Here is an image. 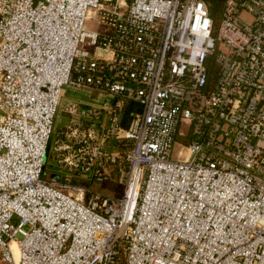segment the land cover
Segmentation results:
<instances>
[{
  "label": "built area",
  "instance_id": "2783aa9c",
  "mask_svg": "<svg viewBox=\"0 0 264 264\" xmlns=\"http://www.w3.org/2000/svg\"><path fill=\"white\" fill-rule=\"evenodd\" d=\"M223 5L0 0V264H264V0Z\"/></svg>",
  "mask_w": 264,
  "mask_h": 264
},
{
  "label": "crops",
  "instance_id": "0c3cea01",
  "mask_svg": "<svg viewBox=\"0 0 264 264\" xmlns=\"http://www.w3.org/2000/svg\"><path fill=\"white\" fill-rule=\"evenodd\" d=\"M247 17L246 15H244ZM1 42V38H0ZM101 96H98L97 93L90 92L89 90L83 89V88H76L71 86H64L62 90V99H61V105L56 117L55 121V131H58L60 128L64 127L70 119L69 114L64 110V106L69 102L70 100H80L84 102H98L101 99ZM138 104L132 103L129 105L128 109L125 112L124 118H130V115L133 113H136L138 111ZM112 148V146H110ZM55 159L52 157L48 160V166L52 167V172L56 173L54 175H58L59 179L61 176L60 171L54 166Z\"/></svg>",
  "mask_w": 264,
  "mask_h": 264
},
{
  "label": "trees",
  "instance_id": "16d2710c",
  "mask_svg": "<svg viewBox=\"0 0 264 264\" xmlns=\"http://www.w3.org/2000/svg\"><path fill=\"white\" fill-rule=\"evenodd\" d=\"M206 3L210 17L212 18L214 26H218L220 21V16L223 10L224 0H203ZM75 180V179H73ZM78 182L83 185H97L102 189L110 190L114 194L120 195L121 187L118 183L108 180V181H97V180H88V179H79Z\"/></svg>",
  "mask_w": 264,
  "mask_h": 264
},
{
  "label": "rangeland",
  "instance_id": "374dc122",
  "mask_svg": "<svg viewBox=\"0 0 264 264\" xmlns=\"http://www.w3.org/2000/svg\"><path fill=\"white\" fill-rule=\"evenodd\" d=\"M85 27H86L87 30H94V29H97L98 26L96 25V22L92 18H89L85 22ZM178 152H179L178 147H174L172 149L171 157L172 158L182 157V155H178ZM51 172H52V167L46 166L42 177L45 178V179H50ZM73 179H75V180H73ZM79 179H82V178L79 177V176L77 177V175L71 176V182L74 183V184H80L78 182ZM80 185H83V184H80ZM83 186H85V185H83ZM86 186H88V185H86ZM89 187H91V190H98V191L102 190V191H104L101 187H99L97 185H89Z\"/></svg>",
  "mask_w": 264,
  "mask_h": 264
},
{
  "label": "water",
  "instance_id": "95a60500",
  "mask_svg": "<svg viewBox=\"0 0 264 264\" xmlns=\"http://www.w3.org/2000/svg\"><path fill=\"white\" fill-rule=\"evenodd\" d=\"M52 177L55 178V179H59L58 175H52Z\"/></svg>",
  "mask_w": 264,
  "mask_h": 264
}]
</instances>
